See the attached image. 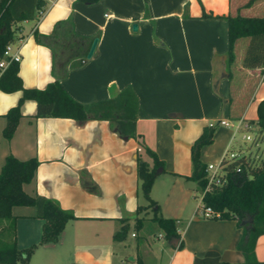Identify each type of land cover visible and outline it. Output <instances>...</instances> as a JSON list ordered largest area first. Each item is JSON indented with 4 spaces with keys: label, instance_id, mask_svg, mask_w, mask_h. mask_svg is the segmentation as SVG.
Returning a JSON list of instances; mask_svg holds the SVG:
<instances>
[{
    "label": "crops",
    "instance_id": "0c3cea01",
    "mask_svg": "<svg viewBox=\"0 0 264 264\" xmlns=\"http://www.w3.org/2000/svg\"><path fill=\"white\" fill-rule=\"evenodd\" d=\"M44 1L36 18L15 24L17 38L11 48L19 54L22 86L42 88L53 79L50 50L34 40L33 31L47 34L56 21L69 17L75 34L97 40L90 57L67 68L59 79L62 87L80 103L106 99L129 87L136 101V136L120 135L104 119L33 116L35 101L26 98L6 139L1 134L3 113L17 103L21 91L0 90V165L7 153L18 159L34 156V175L22 189L54 199L74 215L55 242L41 245L63 246L77 264H135L138 246L125 247L111 235L120 218L129 227L136 205L145 203L135 174L136 152L150 163L141 152L142 142L164 169L155 174L149 195L161 216L174 219L178 234L161 248L164 264H194L193 257L207 250L219 258L208 264H244L235 248L240 229L234 219L201 216L194 202L197 186L186 176L190 144L208 122L225 119L229 125L214 126L211 141L201 146L199 158L205 165H217L237 139H244L243 132L237 133L255 124L257 103L264 97V69L261 73L240 65L245 41L236 39L231 70H237L242 83L238 97H232L224 68L227 28L222 15L238 7L243 13L264 14V0L243 8L245 0ZM247 80L249 94L244 98L239 95ZM19 206L11 207L16 244L27 237L34 242L41 220L33 206L22 205L28 206L26 211ZM128 254L129 262L119 259ZM254 254L264 261V232L256 236Z\"/></svg>",
    "mask_w": 264,
    "mask_h": 264
},
{
    "label": "trees",
    "instance_id": "16d2710c",
    "mask_svg": "<svg viewBox=\"0 0 264 264\" xmlns=\"http://www.w3.org/2000/svg\"><path fill=\"white\" fill-rule=\"evenodd\" d=\"M92 3L97 0H80ZM255 0H245L240 6L248 7ZM44 0H0V54L5 45L16 38L15 24L24 19L36 18L42 10ZM238 7L222 17L226 21L227 48L224 56L226 76L231 79V65L235 60L234 42L246 37L240 65L245 68L264 69V14L243 13ZM211 16V14L203 13ZM37 43L47 46L51 53L50 71L53 79L42 88L24 87L17 74V62H9L0 71V90L8 92L20 90L21 95L15 105L9 107L4 116L1 134L8 139L20 116L19 104L23 99L35 101L33 116L68 117L76 121L89 118L110 121L116 131L124 136H136L134 121L136 101L129 87H125L111 97L89 103H80L72 99L62 87L59 79L67 68L76 67L85 61V53L90 39L73 32L69 17L56 21L50 32L32 33ZM264 97L257 103L255 125L257 132L264 137ZM214 127L205 125L189 147L190 173L186 176L193 180L199 190L207 185L205 164L199 158L200 148L212 139ZM141 152L150 159V163L136 152L135 174L138 179L140 194L144 204H137L133 216V228L139 229L145 216L161 230L162 236L177 237L173 218L163 217L158 213L156 201L149 195L155 174L163 169V162L153 150L144 143H139ZM37 165L34 156L18 159L7 153L0 165V264L26 263L35 243L18 247L15 239L14 220L11 207L14 205H30L34 207V216L41 220L37 243H53L57 240L66 220L74 215L61 208L54 199L29 194L22 189V184L29 182ZM221 174L219 183H209L201 196L204 206L218 212L220 219H234L240 229L235 248L241 253L244 264H264L254 254L256 236L264 232V156L244 157L222 156L218 162ZM126 218H120L121 224L115 230L112 239H123L128 228ZM194 264L218 263L217 252L207 250L200 257H193ZM135 264H141L136 257Z\"/></svg>",
    "mask_w": 264,
    "mask_h": 264
},
{
    "label": "rangeland",
    "instance_id": "374dc122",
    "mask_svg": "<svg viewBox=\"0 0 264 264\" xmlns=\"http://www.w3.org/2000/svg\"><path fill=\"white\" fill-rule=\"evenodd\" d=\"M246 37H242L240 41H246ZM240 43V42H239ZM245 45V44H244ZM238 50H240L238 48ZM237 51V49H236ZM242 55V51H241ZM240 55V58H241ZM236 62V58H235ZM234 63V62H233ZM231 65V69L233 64ZM247 86H244L241 91L242 97H246L248 93V84L250 85V81H246ZM241 78L237 72L234 70L233 74L231 75L230 79V88H231V95L239 94L240 88H238L239 84H241ZM244 133L249 135V139H237L236 144L231 151L234 156L243 155L244 157H256V156H264V137L257 132V126L252 124L244 131H239L237 133L240 136V133ZM199 193L200 190L197 188L196 196L194 197V202H198L199 200ZM28 206H19L17 209L22 211H26L29 208ZM21 211V212H22ZM147 219L143 221V225L139 229L133 228V222L124 232L123 242L126 243L125 247H135L137 245L138 251V258L141 259V264H164L166 259L165 252L162 250V246L166 244V239L162 236L161 232L157 225L152 222L148 217L151 216V209L148 210L147 214L145 215ZM29 228V227H28ZM27 228V229H28ZM130 232L136 233V236L130 235ZM31 238V239H30ZM28 241L22 243V238L19 239L17 246L18 247H25L32 243H35V246L32 249V252L29 255V260L26 263H18V264H77L76 259L71 255V252L63 246H43L37 243V240L32 242L30 240L32 237H27ZM129 245V246H128ZM130 254L126 255L125 257H120L121 261L129 262Z\"/></svg>",
    "mask_w": 264,
    "mask_h": 264
},
{
    "label": "built area",
    "instance_id": "2783aa9c",
    "mask_svg": "<svg viewBox=\"0 0 264 264\" xmlns=\"http://www.w3.org/2000/svg\"><path fill=\"white\" fill-rule=\"evenodd\" d=\"M11 43L5 45L3 51L0 54V71L11 61L17 62L19 59V54L17 50H12ZM216 125H229V122L225 119H219L217 123L208 122V126L214 127ZM243 137L245 139H249V135L244 134ZM224 157H233L234 154L231 151H225L223 154ZM204 170L206 172V182L207 185L209 183L217 184L219 183V175L221 174V171L219 169L218 164L214 165L212 163H208L205 165ZM207 185L204 189L200 190L199 193V200L197 203V210L203 217H210V218H217L218 212L211 209L209 206H204L201 202V196L205 189H207ZM131 235H134L131 233Z\"/></svg>",
    "mask_w": 264,
    "mask_h": 264
},
{
    "label": "water",
    "instance_id": "95a60500",
    "mask_svg": "<svg viewBox=\"0 0 264 264\" xmlns=\"http://www.w3.org/2000/svg\"><path fill=\"white\" fill-rule=\"evenodd\" d=\"M96 40H97V37H92L90 43H89V46L87 48V51L85 53V58H88L90 57V55L92 54L93 52V49H94V46H95V43H96ZM129 259H131V257L129 256Z\"/></svg>",
    "mask_w": 264,
    "mask_h": 264
}]
</instances>
